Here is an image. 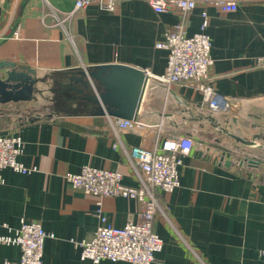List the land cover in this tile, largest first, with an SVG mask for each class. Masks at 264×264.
Segmentation results:
<instances>
[{
  "label": "crops",
  "instance_id": "1",
  "mask_svg": "<svg viewBox=\"0 0 264 264\" xmlns=\"http://www.w3.org/2000/svg\"><path fill=\"white\" fill-rule=\"evenodd\" d=\"M75 2L0 0V62L45 78L34 99L0 102V135L22 137L19 159L36 167L28 173L0 170V234L35 220L53 234L44 243V264H132L83 259L80 243L94 236L99 207L109 223L123 226L138 219L141 201L85 193L65 174L92 165L119 171L124 184L139 187L125 148H153L166 135L192 132L196 144L183 156L179 186L171 192L154 189L161 209L153 229L163 248L153 264H264V65L258 64L264 57V0H238L230 12L200 0L187 14L157 12L149 0H116L114 10L95 2L73 13ZM178 22L189 36L209 34L213 86L241 101L231 112L213 114L191 84L158 79L168 50L157 43ZM107 63L145 71L138 119L161 123L160 128L118 131L113 124L118 117L79 108L60 84L69 83L60 72ZM6 70L0 69V77ZM26 110L33 116L25 118ZM244 156L259 165H241ZM20 257L18 245H0V264Z\"/></svg>",
  "mask_w": 264,
  "mask_h": 264
},
{
  "label": "built area",
  "instance_id": "2",
  "mask_svg": "<svg viewBox=\"0 0 264 264\" xmlns=\"http://www.w3.org/2000/svg\"><path fill=\"white\" fill-rule=\"evenodd\" d=\"M157 12H171L174 9L187 14L200 0H149ZM222 11H235L238 0H207ZM95 2L108 10H114L116 0H76L72 11L83 9ZM71 12V14H72ZM70 14V15H71ZM69 16V15H68ZM203 29L208 25L207 12H203ZM158 47L168 50V63L165 73L158 77L162 82L189 83L200 91L205 103L213 114L231 112L232 107L241 105L240 99L219 93L213 86L211 67L212 41L205 31L193 35L186 34L184 22H178L165 31L164 39ZM264 65V57L258 59ZM149 72L148 70L146 71ZM115 129L133 130L141 133L152 127L160 128L161 123L150 124L141 120L117 118ZM196 139L192 132L166 135L160 144L153 148L134 145L125 148L128 159L140 182L139 187H132L122 182L119 171L84 165L79 172H68L65 178L76 189L97 196H125L137 198L142 207L136 221H129L123 226H115L107 221L102 208L97 209L101 222L90 240L82 241L81 257L98 263L104 259L124 260L132 264H153L156 254L163 248V239L153 229V223L160 207L154 189L171 192L179 186V166L183 156L188 154ZM25 142L17 135H0V170L10 167L15 171L28 173L36 167H28L20 161ZM253 159L244 156L242 161L248 164ZM236 163L239 162L237 158ZM249 165V164H248ZM0 180L1 175H0ZM100 203V202H99ZM48 233L39 221H22L21 225L10 234H0V245H18L21 257L18 261L5 260L1 264H44L43 251Z\"/></svg>",
  "mask_w": 264,
  "mask_h": 264
},
{
  "label": "water",
  "instance_id": "3",
  "mask_svg": "<svg viewBox=\"0 0 264 264\" xmlns=\"http://www.w3.org/2000/svg\"><path fill=\"white\" fill-rule=\"evenodd\" d=\"M0 69H7L5 75L0 77V102L32 100L35 94L43 92L38 84L45 78L36 76L34 69L18 70L15 63L10 61L0 62ZM59 74L68 78L69 83L60 81V84L65 86L64 90L71 92V97L78 105L82 104L79 108L91 106V114L139 120L138 113L148 82L143 69L122 63H107ZM236 139L248 143L242 137L236 136ZM259 163L255 159L248 161L252 166ZM240 164L243 165L244 161Z\"/></svg>",
  "mask_w": 264,
  "mask_h": 264
},
{
  "label": "rangeland",
  "instance_id": "4",
  "mask_svg": "<svg viewBox=\"0 0 264 264\" xmlns=\"http://www.w3.org/2000/svg\"><path fill=\"white\" fill-rule=\"evenodd\" d=\"M31 112V111H30ZM33 116V113L32 114H30L29 112H28V110H26V113L24 114V117L26 118V117H29V116Z\"/></svg>",
  "mask_w": 264,
  "mask_h": 264
}]
</instances>
